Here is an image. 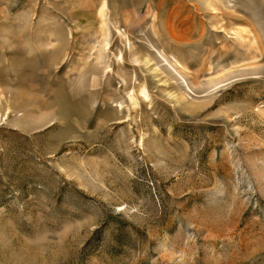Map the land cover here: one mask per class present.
Here are the masks:
<instances>
[{"label":"rangeland","instance_id":"obj_1","mask_svg":"<svg viewBox=\"0 0 264 264\" xmlns=\"http://www.w3.org/2000/svg\"><path fill=\"white\" fill-rule=\"evenodd\" d=\"M107 1L0 0V264H264V0Z\"/></svg>","mask_w":264,"mask_h":264},{"label":"bare ground","instance_id":"obj_2","mask_svg":"<svg viewBox=\"0 0 264 264\" xmlns=\"http://www.w3.org/2000/svg\"><path fill=\"white\" fill-rule=\"evenodd\" d=\"M106 6H108V1H107V0H102V8H103V10H104V8H105ZM101 11H102V10H101ZM145 94H146V92H145Z\"/></svg>","mask_w":264,"mask_h":264}]
</instances>
